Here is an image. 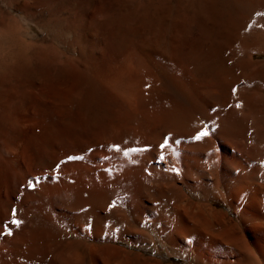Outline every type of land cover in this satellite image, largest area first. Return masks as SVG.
<instances>
[{"label":"bare ground","instance_id":"bare-ground-1","mask_svg":"<svg viewBox=\"0 0 264 264\" xmlns=\"http://www.w3.org/2000/svg\"><path fill=\"white\" fill-rule=\"evenodd\" d=\"M5 33L0 30V221L7 223L15 207L24 224L0 237V264H264V93L234 95L204 74L212 57L186 63L174 41L161 51L154 40L143 45L145 56L128 52L94 73L105 103L87 107L80 87L55 99L51 87L68 88L49 70L38 72L32 57L42 46L5 41ZM85 46L92 58L106 48ZM167 65L172 72L165 75ZM179 93L192 107L178 103ZM121 111L132 120H121ZM205 124L212 134L192 140ZM165 134L181 143L160 149ZM113 143L143 151L125 157L101 147ZM69 155L84 159L67 161ZM41 175L52 179L26 187ZM89 223L94 232L86 235ZM120 241L155 251L145 255ZM163 249L186 263H164Z\"/></svg>","mask_w":264,"mask_h":264},{"label":"rangeland","instance_id":"rangeland-1","mask_svg":"<svg viewBox=\"0 0 264 264\" xmlns=\"http://www.w3.org/2000/svg\"><path fill=\"white\" fill-rule=\"evenodd\" d=\"M0 23V30L9 36L5 41H36L42 46V51L38 49L32 57L38 72L49 70L65 79L64 86L68 88L65 93L51 87L55 99L61 95L71 97L80 87L88 99L87 107L103 105L104 93L94 73L104 72L125 53L145 56L143 45L154 40L160 42L161 51L166 41H174L176 55L186 63L190 58L212 57L214 64L204 74L220 85L237 87L239 92L264 93V0H0ZM13 29V35H9ZM90 43H103L106 48L98 49L97 57L92 58L85 46ZM169 56L170 60L174 57ZM63 62L70 63L64 67ZM169 67L161 72L170 74ZM164 87L173 89L170 83ZM176 97L185 108L192 107L185 94ZM119 117L132 120L126 111H121ZM210 201L239 219L221 200ZM119 244L145 255L152 256L155 251L141 243ZM157 245L163 248L158 238ZM250 246L257 250L252 243ZM159 255L166 258L164 263H186L174 260L164 249Z\"/></svg>","mask_w":264,"mask_h":264},{"label":"snow or ice","instance_id":"snow-or-ice-1","mask_svg":"<svg viewBox=\"0 0 264 264\" xmlns=\"http://www.w3.org/2000/svg\"><path fill=\"white\" fill-rule=\"evenodd\" d=\"M238 91L237 87H234L232 89V93L235 95L236 92ZM229 107H231V105H229ZM236 108H240L242 107L241 104L237 103L235 105ZM212 129L214 130L216 127H218L217 124H215V122H213L212 124ZM212 132L209 130V126L207 124H205V126L202 128V130H200L195 136L191 137L192 140L194 141H201L203 140L205 137H208L209 135H211ZM249 136H251V133H249ZM181 143V140L179 138L176 137H172L170 134H165L162 142L159 144V148L160 149H165L168 148L169 146H174V145H178ZM101 147H110L111 150L115 153H119L122 154L123 156L127 157L129 155L130 152H137V151H143V149H137V148H128L127 150H124V148H122L120 143H113L110 146L109 145H101ZM159 159L163 160L164 156L160 155L158 157ZM67 161H73V160H82L84 159L83 156H77V155H69L67 156ZM65 160H61L54 168V171L56 169L60 168L61 164H64ZM174 172H177V174L179 173V170L176 168H172L171 169ZM48 179H52V177H45V176H35L30 178L27 181V188H30L32 190H35L37 188V185L41 184L42 182L48 180ZM22 193H18V196L21 195ZM111 208H115L116 207V202L112 201ZM17 213H18V209L13 207L11 209V218L8 220L7 223H5L4 221H0V226H2L3 230L0 231V237H9L12 236L14 234L13 232V226H15L16 229H19L23 224H24V220L23 219H17ZM85 234L89 235L92 232H94V228L92 226L91 223L86 225L85 228ZM110 235V234H109Z\"/></svg>","mask_w":264,"mask_h":264}]
</instances>
